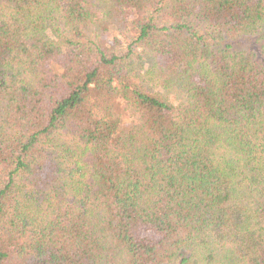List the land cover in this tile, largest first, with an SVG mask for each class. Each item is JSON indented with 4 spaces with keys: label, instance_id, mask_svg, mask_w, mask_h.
Returning <instances> with one entry per match:
<instances>
[{
    "label": "trees",
    "instance_id": "trees-1",
    "mask_svg": "<svg viewBox=\"0 0 264 264\" xmlns=\"http://www.w3.org/2000/svg\"><path fill=\"white\" fill-rule=\"evenodd\" d=\"M0 264H264V0H0Z\"/></svg>",
    "mask_w": 264,
    "mask_h": 264
}]
</instances>
